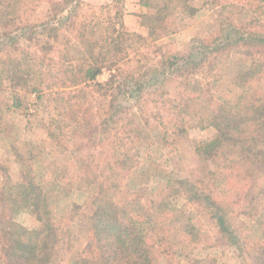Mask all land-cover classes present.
I'll use <instances>...</instances> for the list:
<instances>
[{"label": "trees", "instance_id": "16d2710c", "mask_svg": "<svg viewBox=\"0 0 264 264\" xmlns=\"http://www.w3.org/2000/svg\"><path fill=\"white\" fill-rule=\"evenodd\" d=\"M42 1L10 0L12 29L4 31L2 37L11 45L12 54L0 70V86L6 80L15 84L27 80L20 74L24 62L16 54L23 51L22 39L38 35L44 59L31 55L26 61L28 71L38 68L35 63L39 58L41 83L49 89L69 92L67 99L80 105V101L82 105L87 102V90L96 95L101 117L98 129L87 141L75 143L79 178L94 186L96 193L85 209L73 207L67 216L55 219L31 172H23V184L16 192L10 184L3 185L0 264H61L74 247L72 229L77 218L89 222L91 234L87 248L71 264H162L161 251L171 245L172 235L164 201L157 207L156 215L149 218L139 213L137 201L119 204L112 196L120 187L118 177L137 165L133 151L142 131L132 112L139 111L147 128L152 125L151 117L157 120L162 144L176 148L189 138L200 114L199 100L214 104L210 82L223 75L234 49L246 48L254 61L239 77L252 89L248 100L241 109L214 104L215 134L202 147L216 174L226 178L232 193L227 198L220 197L206 182L189 178L176 183V193L183 194L218 234L213 239L187 222L191 245L212 249L221 239L238 245L228 223L236 208L245 207L251 219L261 215L258 205L264 190V29L223 24L217 34L196 41L190 52L170 53L159 41L176 13L191 11L190 0H143L142 6L154 11L145 17L148 37L124 31L123 0L95 8L87 5V9L83 0H62L41 22H23L22 14L34 12ZM19 18L21 23L17 22ZM77 51L85 56L83 65L75 64L73 55ZM46 57L51 58L47 72L43 69ZM106 71L110 74L108 80L97 82ZM149 108L156 112L146 114ZM164 113L171 119L166 121ZM88 147L101 150L98 155L87 152L84 157L83 150ZM20 209L35 215L41 228L29 231L18 226L15 215ZM255 244L264 250V219L257 228ZM192 264L205 263L195 260ZM206 264L217 262L208 258Z\"/></svg>", "mask_w": 264, "mask_h": 264}, {"label": "rangeland", "instance_id": "374dc122", "mask_svg": "<svg viewBox=\"0 0 264 264\" xmlns=\"http://www.w3.org/2000/svg\"><path fill=\"white\" fill-rule=\"evenodd\" d=\"M62 0H43L38 8L22 14V21L33 24L48 18L52 8ZM84 7L104 6L112 0H83ZM10 0H0V70L11 53L10 44L2 37L4 31L12 29L13 11L9 8ZM124 31L128 35L148 37L146 16L154 11L142 6L143 0L121 1ZM192 6L188 13H176L168 21V30L159 44L170 53L190 52L196 41L217 34L220 25L233 24L239 28L264 29V0H190ZM27 10V8H25ZM31 12V13H30ZM85 9L84 13L85 14ZM20 18L18 23L22 22ZM241 26V27H240ZM42 39L35 35L21 40L23 51L17 52L24 66L20 73L27 80L18 84L6 80L0 86V190L10 184L13 192L23 184V172H31L40 191L51 205L55 219L67 216L73 207L85 209L96 188L85 184L79 177L78 160L75 156V143L85 142L97 130L101 117L96 105V95L88 91L87 102L82 105L76 100H68L69 92L45 86L41 83L42 68L40 59L35 63L38 68L28 71V59L38 54L43 60ZM81 51L74 52L75 64L83 65L85 56ZM53 57V53L51 54ZM43 56V57H42ZM46 57L44 71L51 64ZM253 54L249 49H234L227 62V67L220 77L210 83L211 97L214 104H225L241 109L251 92L250 84L243 83L239 75L253 64ZM53 72H57L54 70ZM28 74V75H26ZM106 71L97 82L108 80ZM19 76V75H18ZM15 84V85H14ZM255 86V84H254ZM39 88L40 91H35ZM214 104L199 100V112L189 138L177 147L162 144V130L158 122L151 117L150 127L140 117L138 110H133L141 136L135 142L133 155L137 159L136 168L119 176L120 187L113 191L114 200L122 204L137 201L139 213L144 217H154L157 207L164 201L167 216L172 227L171 245L160 254L162 264H192L201 260L205 264L208 258L217 264H264V250L256 246L257 228L264 219V190L258 205L260 216L251 219L245 207L236 208V214L228 219L230 229L238 238V245L227 240H219L212 249L195 247L190 243L186 232L187 222H192L197 230L209 233L217 239V230L207 219L197 214L183 194L176 193L177 181L192 179L206 182L220 197L227 198L232 193L224 176L215 172L213 162L204 155L202 147L215 134L213 123ZM155 113L151 108L146 114ZM159 114V112H158ZM166 121L171 119L164 113ZM155 123V124H154ZM155 126V127H154ZM81 137V138H80ZM87 141V140H86ZM101 149L88 147L83 150L98 155ZM264 189V181L261 184ZM243 206V205H242ZM2 207L0 205V212ZM15 220L23 229L34 231L41 228V223L30 211L20 209ZM159 212V211H158ZM1 230V228H0ZM74 247L64 255L61 264L71 262L81 254L89 243L91 227L87 220L77 218L73 225Z\"/></svg>", "mask_w": 264, "mask_h": 264}]
</instances>
